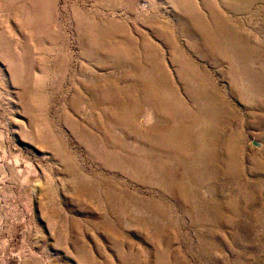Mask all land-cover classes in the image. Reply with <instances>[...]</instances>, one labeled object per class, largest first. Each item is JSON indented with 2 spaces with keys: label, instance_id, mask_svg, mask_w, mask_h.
<instances>
[{
  "label": "rangeland",
  "instance_id": "1",
  "mask_svg": "<svg viewBox=\"0 0 264 264\" xmlns=\"http://www.w3.org/2000/svg\"><path fill=\"white\" fill-rule=\"evenodd\" d=\"M0 264H264V0H0Z\"/></svg>",
  "mask_w": 264,
  "mask_h": 264
},
{
  "label": "water",
  "instance_id": "2",
  "mask_svg": "<svg viewBox=\"0 0 264 264\" xmlns=\"http://www.w3.org/2000/svg\"><path fill=\"white\" fill-rule=\"evenodd\" d=\"M253 145L257 148H260L261 144L257 143V142H254Z\"/></svg>",
  "mask_w": 264,
  "mask_h": 264
},
{
  "label": "bare ground",
  "instance_id": "3",
  "mask_svg": "<svg viewBox=\"0 0 264 264\" xmlns=\"http://www.w3.org/2000/svg\"><path fill=\"white\" fill-rule=\"evenodd\" d=\"M145 116H146V115H145ZM146 118H147V116H146ZM146 118H145V119H146ZM148 119H149V118H147V120H148ZM147 120H146V121H147ZM144 121H145V120H144ZM139 123H140V122H139ZM141 123H142V121H141ZM142 125H143V124H142Z\"/></svg>",
  "mask_w": 264,
  "mask_h": 264
}]
</instances>
